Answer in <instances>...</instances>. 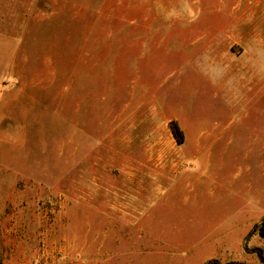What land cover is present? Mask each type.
I'll return each instance as SVG.
<instances>
[{"label": "rangeland", "instance_id": "1", "mask_svg": "<svg viewBox=\"0 0 264 264\" xmlns=\"http://www.w3.org/2000/svg\"><path fill=\"white\" fill-rule=\"evenodd\" d=\"M262 223L264 0H0V264H264Z\"/></svg>", "mask_w": 264, "mask_h": 264}, {"label": "trees", "instance_id": "2", "mask_svg": "<svg viewBox=\"0 0 264 264\" xmlns=\"http://www.w3.org/2000/svg\"><path fill=\"white\" fill-rule=\"evenodd\" d=\"M174 132H175L176 136H178V137H181V136H182L181 130H180L179 127L176 125V123H175V126H174ZM254 230H258L259 233H260L262 236H264V224H263V223L260 224V225L257 224V225L255 226V229H254ZM255 250L257 251V253H258V255L260 256V258L264 259L262 249H261V248H256Z\"/></svg>", "mask_w": 264, "mask_h": 264}]
</instances>
